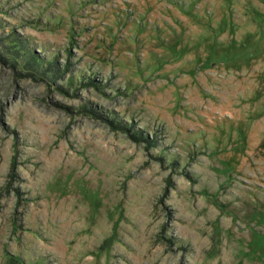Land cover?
<instances>
[{
  "label": "rangeland",
  "instance_id": "obj_1",
  "mask_svg": "<svg viewBox=\"0 0 264 264\" xmlns=\"http://www.w3.org/2000/svg\"><path fill=\"white\" fill-rule=\"evenodd\" d=\"M0 264H264V0H0Z\"/></svg>",
  "mask_w": 264,
  "mask_h": 264
}]
</instances>
